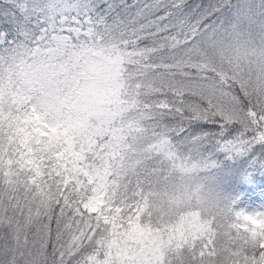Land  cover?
<instances>
[{
    "label": "snow or ice",
    "instance_id": "snow-or-ice-1",
    "mask_svg": "<svg viewBox=\"0 0 264 264\" xmlns=\"http://www.w3.org/2000/svg\"><path fill=\"white\" fill-rule=\"evenodd\" d=\"M70 42L131 55L142 149L84 128ZM216 151L264 162V0H0V264H264V212L174 179Z\"/></svg>",
    "mask_w": 264,
    "mask_h": 264
},
{
    "label": "rangeland",
    "instance_id": "rangeland-1",
    "mask_svg": "<svg viewBox=\"0 0 264 264\" xmlns=\"http://www.w3.org/2000/svg\"><path fill=\"white\" fill-rule=\"evenodd\" d=\"M233 2L235 3L236 0ZM73 44L74 42H70L54 51L51 59L52 63L62 66L58 69L61 73L58 78H62L66 73L72 78L71 83L79 82L81 87L78 94L79 110L84 111L85 115L95 116L98 123H94L93 129L104 126L116 114L123 111H126L127 119L132 123L133 120L146 118V112L139 114L140 107L132 103L133 99L130 98L127 78L124 75L125 63L131 59V55L125 50L115 51L101 48L77 50L73 53ZM60 59L62 60L58 63ZM73 91L75 88H70L65 95ZM112 140L119 145L118 140ZM218 153H222L221 157L216 155ZM242 157L230 158L226 152L216 151L212 157L215 167L205 172L198 160H189L176 169L175 179H177V184H180L183 178L187 186L193 189L197 185H202L201 195L219 197L221 202L225 197L230 198L234 201L236 210L264 212L263 189L255 191L253 197L247 201L241 198L239 187L242 183H237L235 169L241 167V159L245 160L247 156ZM257 166L264 170V162H259ZM177 195L180 193L177 192ZM145 255L146 253H140L141 257Z\"/></svg>",
    "mask_w": 264,
    "mask_h": 264
},
{
    "label": "trees",
    "instance_id": "trees-1",
    "mask_svg": "<svg viewBox=\"0 0 264 264\" xmlns=\"http://www.w3.org/2000/svg\"><path fill=\"white\" fill-rule=\"evenodd\" d=\"M234 1V0H233ZM103 50H115L120 51L123 50L121 48H101ZM78 49L73 48L72 52L75 53ZM62 59L58 60V63L61 62ZM130 65L129 63H125V70L124 75L127 73ZM161 71V70H157ZM125 78L126 75H125ZM128 83V81H127ZM75 91L70 92L67 97L71 98L74 95ZM77 98L79 100V95H77ZM170 99L171 94L162 92L158 94L156 97H153L152 99L157 100H163V99ZM134 104H137L140 107L139 101L135 98H132ZM80 116L82 117L84 121V128L91 131L95 135H101V136H109L112 139L118 140V143L121 147H126L125 140H127V144L131 145L133 149H142L144 146H146L147 142H143L140 144H137L134 142V137L139 136L142 134V128L151 124L153 121L149 120L147 118H142L140 120L136 119L133 120V123L130 122L127 119V113L126 111H123L122 113L116 114L109 122L105 123L104 126L93 129L94 123H98L95 116L91 115H85L86 113L82 110H79ZM142 121V123H141ZM205 128H208L209 126L205 125ZM199 129V126H197V130ZM219 157H221L222 153L216 154ZM129 156L131 158V161L134 163L136 160L140 158L139 154L136 152H129ZM245 157V156H244ZM242 157V158H244ZM149 164L155 163L154 160L147 161ZM259 162L254 163L252 160H250L248 157L245 158V160L241 159V164L238 169H235V174L237 172L247 173L252 179L249 182L242 183L241 187V198H243L245 201L249 200L251 197H253L255 191L259 189L264 190V170H261L257 165ZM175 179V177H174ZM177 182V179H175ZM233 187V186H232ZM235 194V191H234ZM238 211V210H237Z\"/></svg>",
    "mask_w": 264,
    "mask_h": 264
}]
</instances>
